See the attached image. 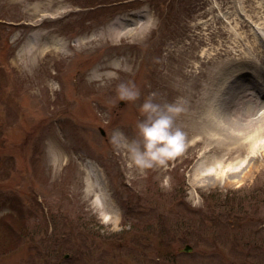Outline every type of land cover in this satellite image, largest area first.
I'll return each mask as SVG.
<instances>
[{
  "label": "rangeland",
  "instance_id": "1",
  "mask_svg": "<svg viewBox=\"0 0 264 264\" xmlns=\"http://www.w3.org/2000/svg\"><path fill=\"white\" fill-rule=\"evenodd\" d=\"M263 42L264 0H0V264H264V135L217 119L237 78L264 119ZM152 92L186 145L141 168Z\"/></svg>",
  "mask_w": 264,
  "mask_h": 264
},
{
  "label": "clouds",
  "instance_id": "2",
  "mask_svg": "<svg viewBox=\"0 0 264 264\" xmlns=\"http://www.w3.org/2000/svg\"><path fill=\"white\" fill-rule=\"evenodd\" d=\"M118 95L126 101L136 100L141 96V90L134 81L121 82ZM155 96V92L150 93L140 106L143 116L137 125L140 139L124 141L131 159L141 168L164 164L182 153L186 145L187 133L175 123L176 116L183 110V98L162 104L154 99Z\"/></svg>",
  "mask_w": 264,
  "mask_h": 264
},
{
  "label": "bare ground",
  "instance_id": "3",
  "mask_svg": "<svg viewBox=\"0 0 264 264\" xmlns=\"http://www.w3.org/2000/svg\"><path fill=\"white\" fill-rule=\"evenodd\" d=\"M99 8L97 7V9H99ZM87 13L89 15H91L93 13L92 9H90ZM44 17L45 16H43L42 19ZM39 22H40V19L37 21H34V24H38ZM28 37H30V36L28 35ZM30 40H32V38H30ZM36 42L37 41H34V40L30 41L31 50H34L35 45L39 44L38 42L37 43ZM263 46H264V42H263ZM249 68H254V66H250ZM239 69H240V71H243L246 69L247 73L250 72L247 65H244V66L241 65V66H239ZM237 79H239V80H237ZM237 79H234V82L230 83L229 85H228V82H227V84H225V87H227V85H228V88L230 89V95L231 96H229L228 99L226 98L223 100V104L220 107L221 109L219 110V114L217 116V119L220 122H221V119H222V121L227 122V125H228L227 127L229 129L232 127L237 132H238V129H240V127H241L245 132H248L250 130L249 131L250 133L253 131V133H257L259 136L260 135L263 136L264 135V119H261L258 121L255 120L254 122L253 121L250 122L248 120L245 121L252 110L254 112L255 110L258 109V105H256L257 104L256 99H252L251 97L250 98L246 97V92H249V89H250L248 82L240 80V78H237ZM258 87L260 89L262 88L260 85H258ZM213 102L216 103V100ZM213 102H212V104H213ZM211 108L209 106L206 109V113L208 114V117L210 120L211 119L214 120L216 117L214 115H212L211 113L216 115V111L214 108H212L213 110H211V112H210ZM259 109H260V107H259ZM206 123H208V122H206ZM243 123L245 124L244 126L242 125ZM217 137L218 136H216L215 139ZM227 149L232 151V148H227ZM207 162H208V160H205V163H207ZM203 165H205V164H203ZM217 168L218 169L215 170V172H211V173H209V172L204 173L202 171V167L200 169L196 168L195 172H196V174L199 173L198 175L211 174V175H215V176H220L221 173L223 171H225L227 167H224V165H222L221 163H218ZM228 169L232 170L231 168H228Z\"/></svg>",
  "mask_w": 264,
  "mask_h": 264
},
{
  "label": "water",
  "instance_id": "4",
  "mask_svg": "<svg viewBox=\"0 0 264 264\" xmlns=\"http://www.w3.org/2000/svg\"><path fill=\"white\" fill-rule=\"evenodd\" d=\"M183 249H184V251H190L191 250V246L186 245Z\"/></svg>",
  "mask_w": 264,
  "mask_h": 264
},
{
  "label": "trees",
  "instance_id": "5",
  "mask_svg": "<svg viewBox=\"0 0 264 264\" xmlns=\"http://www.w3.org/2000/svg\"><path fill=\"white\" fill-rule=\"evenodd\" d=\"M211 195H212V194H211ZM2 246H3V247H4V246L6 247V246H7V244L5 243L4 245H0V247H2Z\"/></svg>",
  "mask_w": 264,
  "mask_h": 264
}]
</instances>
